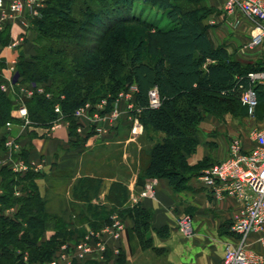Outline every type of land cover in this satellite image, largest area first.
I'll return each instance as SVG.
<instances>
[{
	"label": "trees",
	"instance_id": "16d2710c",
	"mask_svg": "<svg viewBox=\"0 0 264 264\" xmlns=\"http://www.w3.org/2000/svg\"><path fill=\"white\" fill-rule=\"evenodd\" d=\"M75 1L47 0L41 16L33 20L36 52L30 60L20 56L16 67L18 76L22 82L34 81L46 85L53 81L57 90L64 94V99L60 101L62 112L73 122V112L79 105L97 101L102 96L94 94V83L116 77V85L109 91L123 88L124 83L119 82L118 77L126 64L120 56L122 53L108 49V45L105 48L94 45L88 49L90 46L85 42L88 36L83 35L81 30L102 29L104 18L108 19L112 10L119 18L109 28H103L101 40L108 39L119 25L135 23L142 26L145 32L139 35V43L134 44L135 40L132 43L131 81L137 86L136 101L144 107L140 119L146 136L154 142L142 152L145 157L136 184L144 185L146 179L154 177H167L179 185L192 170L185 156L196 147L195 132L203 112L218 116L226 112L247 114L238 94L251 86L250 72L239 71L238 64L221 47L213 46L202 23L209 10L199 3L201 0H78V4ZM137 2L161 10L165 23L133 16L131 12ZM94 3H97L96 8ZM74 12L81 16H75ZM125 12L128 14L124 15ZM6 32L4 29L0 32V45L8 42ZM67 43L73 45L68 49V54L73 53L70 56L73 59L64 66L63 45ZM50 44L58 46L51 48ZM142 52L150 58L149 62L141 59ZM92 54L96 60H92L91 56L85 61ZM2 67L0 60V72ZM260 71H264V64L255 72ZM3 82L0 75V84ZM152 87H157L163 99V105L158 110L146 107L147 94ZM254 89L257 99L254 116L261 119L264 116V90L259 83ZM41 98L34 96L27 100L30 116L38 122L42 117L51 121L55 101H47L44 111L39 103ZM11 106L10 94L0 89V151L4 141L2 129L11 120ZM70 133L74 138L72 145H76L79 135L74 127ZM158 133H163V136L158 138ZM22 154L25 152L22 151ZM39 175L33 171L17 175L8 167L0 170V211L12 205L18 208L13 218L0 212V264H48L62 243L76 240L85 232L82 226L75 231L71 229L76 222L74 217L69 216L66 221L46 210L37 190ZM14 186L20 190L19 195L14 193ZM98 210L102 211L103 207ZM118 212L121 216L134 218L137 237L141 245L148 246L144 238L148 229L147 211L133 206L118 209ZM109 213L103 216L104 219L95 217L89 227H101L103 222H108ZM50 221L56 223L54 234L49 239H43L44 224ZM24 254L27 256L25 260Z\"/></svg>",
	"mask_w": 264,
	"mask_h": 264
},
{
	"label": "crops",
	"instance_id": "0c3cea01",
	"mask_svg": "<svg viewBox=\"0 0 264 264\" xmlns=\"http://www.w3.org/2000/svg\"><path fill=\"white\" fill-rule=\"evenodd\" d=\"M218 1L222 3V0L214 2ZM9 2L10 0H5L3 6L7 13L3 20V29L7 31L8 42L0 45V59H3L5 63L1 68L0 75L5 82L17 84L20 76H18L16 67L20 56H23L25 60H30L36 52L34 43L36 32L33 20L40 17L47 0H40L42 7L38 8V13L28 8L19 13H12L9 10ZM207 4L213 6L212 0H207ZM217 22L218 17L215 16L214 9H211V12L202 19L215 48H218L219 44L213 43L211 35L212 26ZM14 41H18V45L15 47L11 46ZM254 118L256 117L248 116V114L226 112L218 116L210 112H203L195 132L196 147L185 156L187 164L192 170L186 174L184 182L175 185L167 177H154L146 179L144 185H137V175L131 181L130 197H133V206L146 210L148 213V229L144 237L149 243L148 248L163 249L168 264H220L225 245L233 240L229 228L237 204L230 197L221 200L215 199L204 186L200 174L212 163L226 157L232 137L240 136L248 147L252 145L249 132L255 126L244 127L242 123L245 124L247 120ZM257 119L264 122V116ZM67 126L66 122L46 128L24 126L18 132V129L4 125L2 134L4 141L12 137L20 141L22 151L25 152L24 159L30 165H40L41 169L37 172L46 173L48 164H52L53 170L65 166L67 160L75 165L82 152L81 147L77 146L78 144H70L74 138L71 137ZM120 126L114 127L115 130L110 135L102 134L103 137L100 139L95 137L96 135L92 136L87 129L76 133L80 138L88 137L89 140L85 143L86 148L96 143H101L103 146L110 142L113 143V138H119ZM93 134L95 133L93 132ZM162 136L163 133L157 134L158 138ZM107 137L111 139L105 141ZM140 148L141 146L138 149ZM0 152L3 153V150ZM113 180L117 179L113 178ZM150 181L153 182V194L141 196L140 193L145 184ZM36 184L40 195L45 196L44 177L37 178ZM0 193H2L1 188ZM64 198L68 199V196L65 195ZM122 209L124 207L119 208V210ZM17 210V205H12L3 208L0 212L13 218ZM185 214L192 218V233L190 235L183 234L178 228V219ZM121 220L124 224V232L119 240L108 239L109 245L105 261L101 264H117L122 255L125 256V259L132 260L138 251L141 253L144 251L135 231L134 218L122 215ZM82 225L85 227V232L87 229H91L88 223ZM54 231L52 225L46 228L43 239H49ZM116 249L117 251H115ZM66 260L60 261L59 264H75V262H69V259ZM90 262L95 261L90 260Z\"/></svg>",
	"mask_w": 264,
	"mask_h": 264
},
{
	"label": "rangeland",
	"instance_id": "374dc122",
	"mask_svg": "<svg viewBox=\"0 0 264 264\" xmlns=\"http://www.w3.org/2000/svg\"><path fill=\"white\" fill-rule=\"evenodd\" d=\"M176 2H183L184 0H173ZM212 0V4L208 5L207 0H201L199 3L203 4L205 8H208L209 12L211 9L215 10V16L218 17V22L215 23L212 27V35L213 43H218L219 47L223 49L225 54L234 60L238 64V70L243 72H255L261 68V65L264 64V44L258 47H250L248 46V41L250 39L251 34V23L249 20L243 17V15L236 14H228L224 9L223 3L214 2ZM75 4H78V0L75 1ZM97 3H94V7L96 8ZM111 8V5L109 6ZM75 13V16H81L79 13ZM132 15L138 19L147 20L151 22H161L160 24H164L165 21H162V11L157 8H150L149 5H143L141 2H137L134 5L132 10ZM111 14V15H110ZM110 17L107 19L104 18V23L102 29L93 28L90 31L87 29L81 30L83 35L88 36V40L86 39V44H89V48L91 49L94 45H100L105 48L108 45V49H112L113 51H119L122 53L120 55L125 61V65L123 66V72L118 77L120 79L119 82L124 83L123 88L118 91L111 92V88L116 85L115 80L116 77H112V80L107 78L103 79L102 82H96L93 84L94 86V94L102 95L100 98L108 97L110 102H113L115 99H120V115L117 119L112 120L111 123L109 121L103 122L102 124L105 127L103 133L93 134V130L90 127L81 128L87 129L90 131V134L96 135L95 137L101 138L103 135H110L114 127L117 125H121L119 130L120 134L119 138H113L110 144H104L102 146L101 143H96L93 146H89L86 148V141H88V137L80 138L76 143L77 146H80L82 149L81 154H79V158L76 160L75 165L67 160L66 165L62 168L57 167V169H52V164H48V169L46 168V173L37 172L40 174L38 178L44 177L46 193L45 196H41L45 202V208L49 213L56 214L59 218H63V220L67 221V218L74 217L76 222L74 223L72 230H77L79 227H83L82 224L88 223L95 218L104 219V215L109 212L108 222H103V224L109 223L111 221V217L114 214H118V209L120 207L128 208L133 207V197L131 195V181L138 174L140 165L144 161V154L142 153L145 149H147L153 140H148L146 136V129L143 124V132L138 137L134 138L131 135V121L136 115L135 108L141 107L143 110V106H141L135 99L132 98V93L129 92L133 81H131V59L133 56V40L134 44H138L139 35L144 34L145 29L135 23H125L119 25L117 29H115V33L107 37L104 40H101L100 36H102L103 28H109L113 24H115L114 20L119 18L117 12L112 10L110 13ZM128 12H125L124 15H127ZM208 15V14H207ZM41 16V13H40ZM206 17V16H205ZM34 43L37 47V38H35ZM63 44V43H62ZM51 48L56 45H51ZM71 43H67L63 45V56H65L66 61L62 62L64 66L70 62V56L73 54H68V49L71 47ZM87 50V47H86ZM83 51V50H82ZM74 52V51H73ZM78 53V52H77ZM94 55L96 53H93ZM87 56L85 61H87L91 56ZM119 56V57H120ZM141 59L144 61H150V58L145 54L141 53ZM118 57V58H119ZM96 60L94 56L92 60ZM3 62V66L5 65L3 59H0ZM111 68V67H109ZM33 82L36 87H41V90L35 89L32 95L26 94V87ZM3 83H6L5 81ZM2 84V83H1ZM0 84V89H1ZM53 81H49V84L44 85L40 82L27 81L22 82L20 77H18L17 84H14V90L10 91L9 94L12 99L11 106V120L5 123V126H9V128L18 129L20 132L21 128L28 127H52L60 124L61 122H66L68 125L69 131L72 127H74L75 132L79 131L78 117L75 114V111L78 110L81 105H79L73 112V122L67 119L64 112H62L61 100L64 99V94L62 91L57 90V86L53 85ZM2 90V89H1ZM3 91V90H2ZM128 92V96L125 94ZM244 91H240L238 94L240 100ZM7 93V92H6ZM120 94H125L120 98ZM131 95V96H130ZM34 96L42 97L39 101L42 104V110H46L48 106L47 101H55V105L58 104L60 107L59 112H55L54 117L51 121L49 118L42 117L39 122L34 120L30 116V111L28 110L27 100L33 98ZM127 96V97H126ZM161 97V96H160ZM99 98V99H100ZM160 104L155 108H149L152 110H158L163 105V99L160 98ZM86 102H95V101H86ZM234 102V101H233ZM235 104V102H234ZM24 105L26 107V118L22 119L19 116V106ZM131 106V107H129ZM40 109V108H39ZM54 109V108H53ZM141 110V111H142ZM14 114V116H12ZM141 114V112H140ZM47 118V119H46ZM142 122V121H141ZM73 125V126H72ZM255 126V127H263L264 122L258 121L257 117L254 119H249L242 126ZM72 126V127H71ZM117 128V127H116ZM3 130V129H2ZM108 133V134H107ZM159 134V133H158ZM71 135V133H70ZM13 138V137H12ZM242 138V137H240ZM16 139V138H13ZM111 138L105 139L110 140ZM18 144V151L13 154L15 157L22 158L23 161L28 163L24 159V155L22 154V147L20 141L15 140ZM100 142V141H99ZM72 145V142H70ZM101 144V145H100ZM3 153L0 154L3 156L6 152L5 141L2 143ZM141 146L140 149H138ZM86 149V150H84ZM84 150V151H83ZM143 154V156H142ZM29 164V163H28ZM74 165V166H73ZM73 166V167H72ZM11 170V169H10ZM12 171V170H11ZM13 172V171H12ZM28 172V171H27ZM15 174H19L17 172H13ZM26 173V172H25ZM23 173V174H25ZM116 178L117 180H113ZM137 179V177H136ZM37 185V184H36ZM119 185V186H118ZM14 193L19 192L20 190L17 186L13 187ZM38 190V186H37ZM2 191V188H1ZM103 193V196H102ZM17 194V195H19ZM67 195L68 199H65L64 196ZM111 199V201H110ZM117 199V200H116ZM132 204V205H131ZM103 207L102 211H99L98 208ZM98 210V211H97ZM102 215V216H101ZM100 216V217H99ZM121 220V214H118ZM180 219V218H179ZM178 219V220H179ZM122 221V220H121ZM178 223V222H177ZM102 224V225H103ZM53 226L55 229V222H46L44 224V230L49 226ZM179 228V225H178ZM94 229V228H91ZM98 229V228H96ZM77 240V239H76ZM76 240H69L67 242V247L69 245H73ZM63 244V243H62ZM61 244V245H62ZM60 245V246H61ZM58 247V250L55 251L52 259L49 262L57 257V254L61 251V247ZM144 251L141 253L138 251L131 259H125V256H120L117 264H168L166 259L165 251L163 249L158 248H148L147 244L145 246L142 245ZM26 254L23 255L24 260L26 259ZM67 262V260H66ZM96 262V261H95ZM90 262V260L86 261H75V264H101V262Z\"/></svg>",
	"mask_w": 264,
	"mask_h": 264
},
{
	"label": "built area",
	"instance_id": "2783aa9c",
	"mask_svg": "<svg viewBox=\"0 0 264 264\" xmlns=\"http://www.w3.org/2000/svg\"><path fill=\"white\" fill-rule=\"evenodd\" d=\"M5 0H0V32L3 30V20L7 16L4 11ZM224 9L228 14L239 13L251 23V35L248 46L258 47L264 44V0H222ZM42 7L40 0H10L9 10L19 13L24 9H31L38 13ZM18 41L11 43L17 46ZM248 77L251 86L247 87L241 97V103L247 109L248 116L254 117L257 105L256 83L261 84L264 90V71L250 72ZM15 82L1 84V89L7 93L14 90ZM41 87L31 82L25 91L32 95ZM132 99L137 93L136 84H132L130 91ZM128 96V92L125 93ZM125 94H120V98ZM126 96V97H127ZM131 96V95H130ZM160 93L157 87L149 89L147 94V108H155L160 104ZM120 99L110 102L108 97L100 98L95 102H84L75 111L78 117L79 129L90 127L95 134L105 130L103 122L115 120L120 115ZM131 107V106H129ZM142 108H135V116L131 121V135L136 138L143 132V124L140 119ZM54 111L59 112L58 104L54 105ZM19 116L26 118V107L20 105ZM79 130V131H80ZM252 145L248 147L240 136L230 139L228 152L225 158L212 163L200 174V179L215 199L232 198L237 206L232 214L230 232L233 240L229 241L223 250L220 264H264V126L253 127L249 132ZM6 152L0 154V170L8 167L13 172L23 174L29 170L38 171L40 165H30L20 157L13 156L18 151V144L13 138L5 140ZM153 182H147L141 191V196L153 194ZM19 194V192H15ZM179 230L185 234L192 233V218L185 214L178 220ZM124 232V224L118 214L111 217V221L98 229L87 231L67 247L63 243L57 257L48 264H59L60 261L69 259V262L93 260L105 261L106 251L109 245L108 239L119 240ZM117 251V249L115 250Z\"/></svg>",
	"mask_w": 264,
	"mask_h": 264
}]
</instances>
